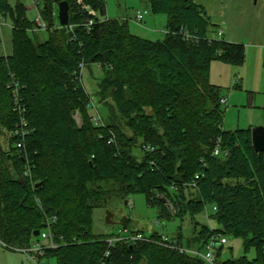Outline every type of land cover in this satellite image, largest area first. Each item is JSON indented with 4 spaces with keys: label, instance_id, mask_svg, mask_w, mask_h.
<instances>
[{
    "label": "trees",
    "instance_id": "obj_1",
    "mask_svg": "<svg viewBox=\"0 0 264 264\" xmlns=\"http://www.w3.org/2000/svg\"><path fill=\"white\" fill-rule=\"evenodd\" d=\"M36 1L44 29L27 18L21 0H0V19L11 25V51L0 55V246L28 247L48 219L58 246L44 250L46 264L49 257L56 264H206L157 244L158 232L149 235L153 241L109 246L106 239L124 229L143 234L128 219L117 232L92 231L95 208L144 192L164 225L189 218L185 242L180 227L169 236L177 244L203 252L212 236L232 234L255 256L219 260L217 244L216 264H264V151L253 148L250 128L223 129V97L209 81L210 61L241 64L243 45L226 41L224 30L215 38L222 28L212 31L195 0H143L167 17V32L155 40L132 34L124 18L107 17L105 0H66L64 26L63 0ZM38 30L46 31L43 40ZM81 62L101 66L95 94L103 115L89 110ZM21 116L28 133L17 148L9 132ZM215 145L227 155H215Z\"/></svg>",
    "mask_w": 264,
    "mask_h": 264
},
{
    "label": "rangeland",
    "instance_id": "obj_2",
    "mask_svg": "<svg viewBox=\"0 0 264 264\" xmlns=\"http://www.w3.org/2000/svg\"><path fill=\"white\" fill-rule=\"evenodd\" d=\"M26 8L28 19H35L37 12L33 0H21ZM201 4L209 20L213 23L212 31L217 28L224 30V39L243 45L244 59L241 64H232L218 59H212L209 66V81L220 89L223 111L222 127L225 130L238 128L248 129L264 125V0H195ZM13 2V0H12ZM33 5V8H31ZM106 15L109 18H124L129 31L147 39L162 38L166 27L165 14L152 13L148 4L143 0H105ZM144 11H146L144 13ZM143 13L139 23L136 15ZM45 30L37 31V39L43 40ZM11 51V25L8 18L0 26V55ZM100 64L83 67L81 83L91 97L90 112L95 116V108L100 115L104 114L99 105L96 84L101 76ZM80 125L78 114L74 115ZM6 140V134L0 132V145ZM126 201V203H125ZM131 201L132 204H129ZM107 208H95L92 212V231L103 233L117 232L119 222L123 217L128 219L129 228L140 229L145 236L152 232L174 236L177 227H180L181 240L185 242L191 232L189 218L173 217L164 225L157 217V209L146 202L144 192H132L124 199L112 198ZM112 213V222L105 221L106 211ZM200 218V216H198ZM212 227H217L210 220ZM226 242L218 255L219 260L238 258L245 255L247 258L255 256L251 246L247 251L243 248L242 237L224 234ZM48 264H56L54 257L48 258ZM0 264H34L22 252L10 250L0 246Z\"/></svg>",
    "mask_w": 264,
    "mask_h": 264
},
{
    "label": "built area",
    "instance_id": "obj_3",
    "mask_svg": "<svg viewBox=\"0 0 264 264\" xmlns=\"http://www.w3.org/2000/svg\"><path fill=\"white\" fill-rule=\"evenodd\" d=\"M33 3L35 5V8L37 7V1L33 0ZM37 9V8H36ZM146 11H144L145 13ZM143 19V13H138L136 15V21L137 22H141ZM4 23V18L0 19V26L2 25L1 23ZM92 23V20H90L88 22V24L90 25ZM35 24L38 28H45V23L42 21L39 13H37L36 18H35ZM70 27V25H69ZM167 32V31H164ZM179 34H181L183 36V38H190L189 33H187V31H184L182 29H180L178 31ZM223 35V29H219L217 31V35L215 36V38L220 39ZM84 66V63H80L79 67L82 70ZM14 83V82H13ZM14 86V90H15ZM225 99H222V101H224ZM16 110H18L20 112V114L23 113V111L25 110L24 107H21L20 105H17ZM96 122L99 121V119L95 120ZM28 133V129H27V122L26 120L21 116L19 119L18 124L15 125V127L13 128V130H11L9 132V135L13 138L16 139V147L17 148H23L24 146V140H25V136ZM111 139L108 141L110 142ZM213 153L215 155L218 154H222V155H227V151H221L219 145H215ZM24 174L30 176V165L28 163V161H25L24 164ZM192 185H194V182H192ZM170 205V204H169ZM171 207V205H170ZM52 220H54V218H52ZM51 220V221H52ZM122 231V230H121ZM122 232L126 233V234H120L117 236H113L110 238H107V242L108 245H112L115 241L117 240H123L126 243H134L135 241H153V239L150 236H145L140 232H133V233H129L127 234V231L124 229ZM154 242H156L157 244L163 245L165 247L174 249V250H178L179 252H190L193 255H198L200 256L205 262L206 264H216V258H215V246L217 244H221L223 245L226 240L223 237L220 236H212L210 238V240L208 241L205 251L200 252L197 251L195 249H190L187 247H183L180 244H177L176 240L171 239V237H169L168 235L165 234H161L160 238L155 239ZM0 245H5V243H3L0 240ZM58 246V244L55 242L54 239V235L50 229V220L46 219V226L42 229L39 230V234H38V239L37 240H33L30 245L28 247H24V248H17L16 250L22 252L24 255H26V257L28 259H30L32 262H34V264H46L43 253L44 250H46L47 248H56ZM109 255V250L107 249L104 252V256H108Z\"/></svg>",
    "mask_w": 264,
    "mask_h": 264
},
{
    "label": "water",
    "instance_id": "obj_4",
    "mask_svg": "<svg viewBox=\"0 0 264 264\" xmlns=\"http://www.w3.org/2000/svg\"><path fill=\"white\" fill-rule=\"evenodd\" d=\"M69 6L66 0H63L58 3V22L61 26L67 25L69 20ZM251 143L255 151L262 152L264 151V125L255 126L251 128ZM126 203V202H125ZM112 213L107 210L105 221L107 223H113L112 222ZM127 222L126 217H123V220L121 221L122 225H125ZM39 230H35L33 232L34 236H38ZM219 248H221V244L217 245Z\"/></svg>",
    "mask_w": 264,
    "mask_h": 264
},
{
    "label": "crops",
    "instance_id": "obj_5",
    "mask_svg": "<svg viewBox=\"0 0 264 264\" xmlns=\"http://www.w3.org/2000/svg\"><path fill=\"white\" fill-rule=\"evenodd\" d=\"M31 8H33V5H31ZM223 99H225V98H223ZM225 101H226V99H225Z\"/></svg>",
    "mask_w": 264,
    "mask_h": 264
}]
</instances>
